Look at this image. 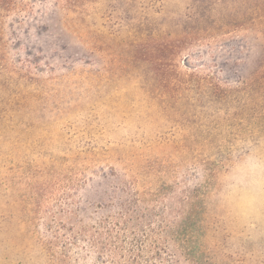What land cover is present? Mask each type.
<instances>
[{"label":"rangeland","instance_id":"obj_1","mask_svg":"<svg viewBox=\"0 0 264 264\" xmlns=\"http://www.w3.org/2000/svg\"><path fill=\"white\" fill-rule=\"evenodd\" d=\"M0 264H264V0H0Z\"/></svg>","mask_w":264,"mask_h":264},{"label":"trees","instance_id":"obj_2","mask_svg":"<svg viewBox=\"0 0 264 264\" xmlns=\"http://www.w3.org/2000/svg\"><path fill=\"white\" fill-rule=\"evenodd\" d=\"M188 199V198H187ZM164 221V222H163ZM162 225L160 230H150L148 232V237H155L157 234L161 235L168 242V247H171L174 250V255L176 253L174 248H178L177 242L179 236L183 233V230L180 226H177L176 216H168L162 219ZM149 240V239H148Z\"/></svg>","mask_w":264,"mask_h":264}]
</instances>
